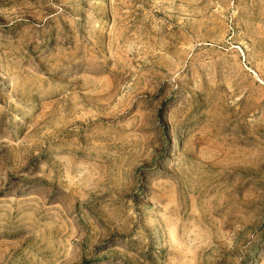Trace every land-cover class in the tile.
Here are the masks:
<instances>
[{"label": "rangeland", "instance_id": "rangeland-1", "mask_svg": "<svg viewBox=\"0 0 264 264\" xmlns=\"http://www.w3.org/2000/svg\"><path fill=\"white\" fill-rule=\"evenodd\" d=\"M0 264H264V0H0Z\"/></svg>", "mask_w": 264, "mask_h": 264}]
</instances>
